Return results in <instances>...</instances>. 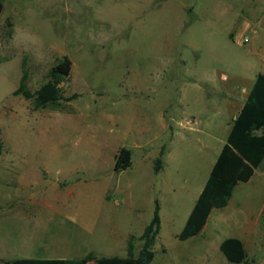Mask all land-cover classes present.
<instances>
[{
    "label": "rangeland",
    "instance_id": "374dc122",
    "mask_svg": "<svg viewBox=\"0 0 264 264\" xmlns=\"http://www.w3.org/2000/svg\"><path fill=\"white\" fill-rule=\"evenodd\" d=\"M64 56L73 100L35 109L13 95L23 68L35 92ZM260 72L264 0L3 1L0 264L90 253L104 264L131 239L138 255L157 205L152 264H231L218 245L246 222L239 200L264 210L258 175L212 212L225 216L206 236H178ZM123 147L132 166L116 173ZM252 231L246 264H264V211Z\"/></svg>",
    "mask_w": 264,
    "mask_h": 264
},
{
    "label": "trees",
    "instance_id": "16d2710c",
    "mask_svg": "<svg viewBox=\"0 0 264 264\" xmlns=\"http://www.w3.org/2000/svg\"><path fill=\"white\" fill-rule=\"evenodd\" d=\"M0 0V12L3 10ZM72 62L64 56L53 66L49 80L38 90L32 92L28 88V73L23 68V77L14 96H23L32 100L35 109L56 107L62 101H71L76 95L64 98L60 85L70 76ZM1 145V141H0ZM264 165V74L256 76L248 97L232 127L227 142L212 167L206 184L200 193L187 222L178 236L180 241H187L200 236L215 209L228 206L234 189L239 183H248L256 170ZM132 166V152L123 147L117 156L115 172L121 173ZM159 206L146 228L142 239L144 245L138 255H135V244L131 239L127 246V257H106L104 264H152L155 253L152 249L156 235L160 229L161 220ZM220 251L231 264H246L247 251L244 243L235 237L225 239L220 245ZM94 260L92 253L83 259H14L5 264H86Z\"/></svg>",
    "mask_w": 264,
    "mask_h": 264
},
{
    "label": "crops",
    "instance_id": "0c3cea01",
    "mask_svg": "<svg viewBox=\"0 0 264 264\" xmlns=\"http://www.w3.org/2000/svg\"><path fill=\"white\" fill-rule=\"evenodd\" d=\"M260 73H263L264 74V72H260ZM256 79V78H255ZM254 84V83H253ZM253 86V85H252ZM252 88V87H251ZM251 90V89H250ZM248 97V96H247ZM247 97L245 98V100H244V102L242 103V105H241V107H240V109H239V111L237 112V115L239 114V112H240V110L242 109V107H243V105H244V103H245V101H246V99H247ZM237 115L232 119V122H233V120L237 117ZM231 127H232V124H231ZM258 175V177H260L259 179H258V181L260 182V184H263L264 183V165L261 167V168H259L258 170H256V172H255V175H254V177L255 176H257ZM253 177V178H254ZM252 178V179H253ZM251 179V180H252ZM250 180V181H251ZM249 181V182H250ZM248 182V183H249ZM243 200V201H242ZM241 201L242 202H240V200H239V202H238V209H237V214H240V215H242L244 218H245V224L243 225V226H241L240 227V230L239 231H236V233H237V236L235 237V238H238V239H240L243 243H244V245H245V238H246V235L248 236L246 239H249V238H251V236H252V233H253V231H252V229H253V227L255 226V225H257V224H259L260 222H262V216H263V209H261V210H256V209H252V207H250L249 205V203H246V201H244V199H242ZM246 200V199H245ZM242 204V205H241ZM227 207V206H226ZM224 209V208H223ZM224 216L225 215H223V214H220V215H217V216H215L216 218H213L212 217V215L210 216V218H209V220H208V223H207V225L205 226V228H204V230H203V232L201 233V235H205L206 236V229H207V227H209V224H210V222L214 219V221H216V220H221V219H224ZM213 223V222H212ZM214 224H215V222H214ZM246 233H248V234H246ZM221 243L222 242H220L219 243V245H218V249H220V245H221ZM245 248H246V245H245ZM225 257V256H224ZM86 264H88V263H86Z\"/></svg>",
    "mask_w": 264,
    "mask_h": 264
},
{
    "label": "clouds",
    "instance_id": "9594fccd",
    "mask_svg": "<svg viewBox=\"0 0 264 264\" xmlns=\"http://www.w3.org/2000/svg\"><path fill=\"white\" fill-rule=\"evenodd\" d=\"M23 36L24 39L26 40H30L32 43H35L36 42V38L35 37H31V36H26V35H23L20 30L17 28L16 29V35H15V38L16 39H19Z\"/></svg>",
    "mask_w": 264,
    "mask_h": 264
},
{
    "label": "built area",
    "instance_id": "2783aa9c",
    "mask_svg": "<svg viewBox=\"0 0 264 264\" xmlns=\"http://www.w3.org/2000/svg\"><path fill=\"white\" fill-rule=\"evenodd\" d=\"M248 41H249L248 38H244V39H243V42H244V43H247ZM225 79H227V77H225Z\"/></svg>",
    "mask_w": 264,
    "mask_h": 264
}]
</instances>
